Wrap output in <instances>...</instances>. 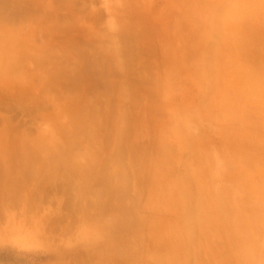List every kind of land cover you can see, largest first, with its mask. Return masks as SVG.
Segmentation results:
<instances>
[{"label":"rangeland","instance_id":"1","mask_svg":"<svg viewBox=\"0 0 264 264\" xmlns=\"http://www.w3.org/2000/svg\"><path fill=\"white\" fill-rule=\"evenodd\" d=\"M5 250L264 264V0H0Z\"/></svg>","mask_w":264,"mask_h":264},{"label":"trees","instance_id":"2","mask_svg":"<svg viewBox=\"0 0 264 264\" xmlns=\"http://www.w3.org/2000/svg\"><path fill=\"white\" fill-rule=\"evenodd\" d=\"M7 254L13 256L11 258L5 257L4 254ZM2 253H0V264H29V262L35 258H30L27 254L23 252H15V251H10V250H5ZM5 252V253H4Z\"/></svg>","mask_w":264,"mask_h":264},{"label":"bare ground","instance_id":"3","mask_svg":"<svg viewBox=\"0 0 264 264\" xmlns=\"http://www.w3.org/2000/svg\"><path fill=\"white\" fill-rule=\"evenodd\" d=\"M46 2V1H45ZM49 5V4H48ZM38 22V21H37ZM39 23V22H38ZM88 32V31H87ZM77 36V35H76ZM81 37H83V36H81ZM8 50V49H7ZM43 52V51H42ZM7 61V60H6ZM8 64H10V63H8ZM12 64H13V62H12ZM11 65V64H10ZM2 69H3V67H2ZM10 69V68H9ZM28 69V68H27ZM7 70V69H6ZM13 72H14V70H13ZM8 74V73H7ZM59 77V76H58ZM53 81V80H52ZM84 86V85H83ZM85 88H86V86H85ZM51 115H52V113H51ZM50 118V117H49ZM48 119V118H47ZM58 127H59V125H58ZM42 180V179H41ZM19 228V227H18ZM20 229V228H19ZM27 236V235H26ZM29 237H32L31 236V234H30V236ZM33 238V237H32ZM31 241H32V239H30ZM30 240H27L26 238H24L22 235H13L12 237H11V241H13L14 243H16V244H18V245H28V243H31V241ZM35 243V242H34Z\"/></svg>","mask_w":264,"mask_h":264}]
</instances>
